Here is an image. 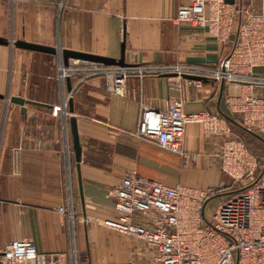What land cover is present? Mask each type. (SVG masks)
I'll return each instance as SVG.
<instances>
[{
	"label": "crops",
	"instance_id": "obj_1",
	"mask_svg": "<svg viewBox=\"0 0 264 264\" xmlns=\"http://www.w3.org/2000/svg\"><path fill=\"white\" fill-rule=\"evenodd\" d=\"M189 0H0V250L12 240L27 239L58 264H140L144 246L102 226L115 220L109 194L130 171L167 186L200 188L202 172L212 169L207 141L197 125L186 127L184 158L163 151L130 134L138 127L143 107L164 110L169 100L185 97L183 112L202 111L228 116L219 92L204 88L172 90L162 75H131L123 94L107 91L101 77L74 75L65 95L72 102L67 117L56 80L58 55L14 46L17 41L118 60L125 44L129 66L192 65L216 67L227 47L205 30L176 24L178 8ZM254 11L264 0H239ZM70 60L69 62H71ZM264 72V70H263ZM18 97L23 106L9 100ZM76 119L81 147L77 165L70 119ZM68 130L70 194L63 154ZM193 169H190L191 167ZM218 172V173H217ZM176 173L184 176L180 182ZM179 175V176H180ZM219 176V175H218ZM219 182V181H218ZM72 205L73 231L59 208ZM74 251V252H73Z\"/></svg>",
	"mask_w": 264,
	"mask_h": 264
},
{
	"label": "built area",
	"instance_id": "obj_2",
	"mask_svg": "<svg viewBox=\"0 0 264 264\" xmlns=\"http://www.w3.org/2000/svg\"><path fill=\"white\" fill-rule=\"evenodd\" d=\"M174 22L205 30L227 47L214 68L192 65L104 66L59 60L56 80L61 94L59 111L67 117L66 79L101 77L107 91L122 95L131 75L155 74L167 78L172 90L202 89L205 83L219 92L228 117L264 143V10L254 11L239 0H189L178 8ZM185 76L202 80H189ZM185 97L168 101L164 110L143 107L138 127L130 135L168 153L184 157L186 127L197 125L207 141V154L228 181L200 188L167 186L128 172L109 194L117 210L115 220L102 226L143 244V252L157 264H264V163L234 132L223 114L202 111L185 114ZM238 128V127H237ZM63 154L66 187L70 194L68 130L64 127ZM236 189H232L233 187ZM218 198L214 206L211 202ZM58 212L68 217L69 202ZM73 264H76L75 255ZM0 264H58L54 255L41 254L27 239L7 242L0 250Z\"/></svg>",
	"mask_w": 264,
	"mask_h": 264
},
{
	"label": "water",
	"instance_id": "obj_3",
	"mask_svg": "<svg viewBox=\"0 0 264 264\" xmlns=\"http://www.w3.org/2000/svg\"><path fill=\"white\" fill-rule=\"evenodd\" d=\"M0 45H8V41L5 39L0 38ZM14 46L19 49H24L28 51H33V52H39V53H45L49 55H58L60 57V60L62 64L67 67L69 64L70 60H80V61H87V62H92V63H98L104 66H117V67H127L129 66L127 63H125L124 60V51H125V44H121V53H120V58L118 60L110 59V58H104V57H98V56H93V55H88V54H83V53H78V52H72L68 50H62L58 51L56 48L53 47H46V46H41V45H36V44H30L22 41H17L14 43ZM186 79L189 80H202L205 82V80L198 78V77H193V76H185ZM66 85L67 89L70 90V79H66ZM222 92H223V84L220 86L219 90V101L221 100L222 97ZM0 99H3V96H0ZM12 104H16L19 106H23L25 103H31L29 101H25L21 98L18 97H12L9 100ZM69 112L72 113V102L69 100ZM225 116V115H224ZM225 118L238 127L239 129H242L243 131L247 132L248 134L255 136L253 133L241 128L238 124H236L231 118L228 116H225ZM70 128H71V139H72V149L74 153V158L75 162L77 165L80 162L81 158V147L79 144V138H78V133H77V128H76V119L72 117L70 119ZM257 137V136H255Z\"/></svg>",
	"mask_w": 264,
	"mask_h": 264
},
{
	"label": "rangeland",
	"instance_id": "obj_4",
	"mask_svg": "<svg viewBox=\"0 0 264 264\" xmlns=\"http://www.w3.org/2000/svg\"><path fill=\"white\" fill-rule=\"evenodd\" d=\"M199 127V126H197ZM236 134L239 136V138L244 142V144L246 146H248V148L254 153V155H256L259 160H260V164L264 163V144L262 141L252 137V135L242 132L240 130H236ZM177 156V155H176ZM179 158H184V157H180ZM211 167L212 169H214L215 171H218L217 168L215 167L214 164L211 163ZM194 167L192 166L190 169H193ZM218 173V172H217ZM203 175H206V180H204V184L206 185H212V186H216L218 181H223V182H227L228 179L226 176H224L223 174H216V173H210V172H202ZM180 173H176L177 178H179L180 182L186 183L187 181H181V179H184V176ZM219 175V176H218ZM237 186L233 187L232 189H236ZM218 198L214 199L211 202V205L214 206L217 202ZM74 252V251H73ZM140 264H157L155 263L153 260H151L149 257L145 256V260L143 263Z\"/></svg>",
	"mask_w": 264,
	"mask_h": 264
},
{
	"label": "trees",
	"instance_id": "obj_5",
	"mask_svg": "<svg viewBox=\"0 0 264 264\" xmlns=\"http://www.w3.org/2000/svg\"><path fill=\"white\" fill-rule=\"evenodd\" d=\"M233 128V130H234V132L236 133V130H240V131H242V132H245V131H243L242 129H239V128H237L236 126H233L232 127ZM245 133H247V132H245ZM252 137H254V138H256V139H258V140H260L259 138H257V137H255V136H252ZM261 141V140H260ZM264 144V143H263ZM247 148H248V146H246ZM249 149V148H248ZM250 150V149H249ZM251 151V150H250ZM252 152V151H251ZM253 153V152H252ZM254 154V153H253Z\"/></svg>",
	"mask_w": 264,
	"mask_h": 264
}]
</instances>
